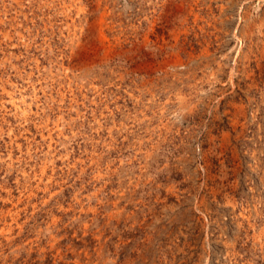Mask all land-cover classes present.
Segmentation results:
<instances>
[{
	"label": "rangeland",
	"instance_id": "obj_1",
	"mask_svg": "<svg viewBox=\"0 0 264 264\" xmlns=\"http://www.w3.org/2000/svg\"><path fill=\"white\" fill-rule=\"evenodd\" d=\"M0 264H264V0H0Z\"/></svg>",
	"mask_w": 264,
	"mask_h": 264
}]
</instances>
